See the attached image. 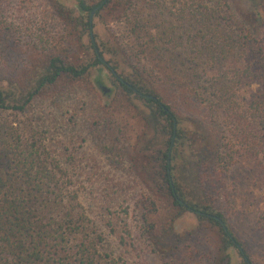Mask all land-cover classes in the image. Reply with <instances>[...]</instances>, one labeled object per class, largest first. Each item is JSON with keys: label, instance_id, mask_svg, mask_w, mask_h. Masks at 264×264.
Segmentation results:
<instances>
[{"label": "trees", "instance_id": "16d2710c", "mask_svg": "<svg viewBox=\"0 0 264 264\" xmlns=\"http://www.w3.org/2000/svg\"><path fill=\"white\" fill-rule=\"evenodd\" d=\"M113 1L98 0L89 7L78 0L77 8L81 14H90L105 2L95 10L97 14ZM138 1L127 0L122 12L131 11ZM240 1L243 12L236 16L225 0H184L175 19L184 34L194 31L197 38L193 60L207 78L199 92L180 86L171 69L177 59L164 49L163 36L172 38V32L153 33L139 22L131 24L135 36L131 39L145 58L144 68L153 70L163 83L180 86L178 96L195 111L194 129L188 125L191 117L181 115L166 101L169 95L155 88L151 91L148 82L117 75V65L105 61L103 51L95 52L89 20L84 25L92 49L87 63L75 65L55 54L41 56L40 65L29 67L14 87L2 83L0 70V264H112L99 251L102 239L90 227L68 167L55 162L40 131L24 129L8 114H22L39 93L64 80L79 81L98 66L109 71L123 93L133 94L146 107L148 116L138 118L141 127L153 124L151 146L132 158L134 172L149 176L150 191L162 199L159 202L167 217L174 212L175 217L193 213L200 223L217 228L220 236V243L211 244L209 255L198 259L189 255L167 264H231V250L237 251L241 264H254L219 205L232 190L229 173L237 165L247 162L251 172H256L245 178L250 194L264 185V0ZM2 47L0 60L7 55ZM185 57L189 63L191 54ZM193 71L185 68L179 73L192 77ZM185 152L201 190L212 195L189 193L182 183L179 161ZM149 204L155 208L153 201Z\"/></svg>", "mask_w": 264, "mask_h": 264}, {"label": "rangeland", "instance_id": "374dc122", "mask_svg": "<svg viewBox=\"0 0 264 264\" xmlns=\"http://www.w3.org/2000/svg\"><path fill=\"white\" fill-rule=\"evenodd\" d=\"M77 1L0 0V47L3 45L7 52L0 60L4 85H20L29 67L40 65L41 56L60 55L75 65L90 60V31L84 26L89 12L81 14ZM83 1L89 7L98 3ZM126 1L114 0L92 15L94 47L103 51L105 61L117 65V75L133 81L139 79L141 84L148 82L151 91L155 88L169 95L166 101L181 115L191 117L188 125L194 129L195 111L178 96L177 88L184 84L199 92L207 78L202 77L199 62L193 60L195 32L184 34L175 21L184 0H139L131 11L122 12ZM225 2L234 15L243 12L240 0ZM137 22L153 33L172 32V38L163 36V47L177 59L170 65L182 82L178 81L177 88L163 83L150 68H144L145 58L131 39L135 37L131 24ZM128 47L133 50L128 51ZM187 53L191 54L189 63L184 60ZM185 68L194 70L192 77L187 72L185 77L179 73ZM64 81L39 93L22 114H8L24 129L40 131L55 162L68 167L71 185L79 193L90 227L102 239L99 251L103 259L112 264H167L185 260L189 255L195 259L209 255L211 244L220 243L217 228L200 223L190 212L177 217L174 212L167 217L159 202L162 199L150 191L149 176L136 174L132 168L136 153L151 146L152 122L146 128L138 122V118L148 116L146 107L133 94L123 93L103 66L79 81ZM101 86L109 92L103 93ZM179 164V178L189 193L212 195L203 192L197 183L188 152ZM250 169L245 162L230 170L233 187L219 205L225 210L231 232L247 249L254 264H264V185L262 190L249 193L245 178L256 175ZM230 253L231 264H241L237 251Z\"/></svg>", "mask_w": 264, "mask_h": 264}, {"label": "water", "instance_id": "95a60500", "mask_svg": "<svg viewBox=\"0 0 264 264\" xmlns=\"http://www.w3.org/2000/svg\"><path fill=\"white\" fill-rule=\"evenodd\" d=\"M100 6L101 5H99L98 7H100ZM94 12H95V10H92L90 12V14H89V31H90V35L92 34V30H91L92 29V15L94 14ZM91 39H93L92 35H91ZM95 52L98 54V51L96 50V48H95ZM98 58L101 61V63H105V61L100 56H98ZM100 89H101V91L103 93H108L109 92V89L106 88L105 86H101Z\"/></svg>", "mask_w": 264, "mask_h": 264}]
</instances>
